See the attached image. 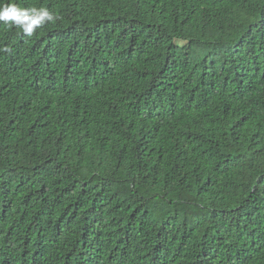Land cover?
Segmentation results:
<instances>
[{
	"label": "trees",
	"instance_id": "obj_1",
	"mask_svg": "<svg viewBox=\"0 0 264 264\" xmlns=\"http://www.w3.org/2000/svg\"><path fill=\"white\" fill-rule=\"evenodd\" d=\"M0 264H264V0H0Z\"/></svg>",
	"mask_w": 264,
	"mask_h": 264
},
{
	"label": "clouds",
	"instance_id": "obj_2",
	"mask_svg": "<svg viewBox=\"0 0 264 264\" xmlns=\"http://www.w3.org/2000/svg\"><path fill=\"white\" fill-rule=\"evenodd\" d=\"M58 18L44 8H20L14 3L0 6V22L15 25L27 36H31L38 27Z\"/></svg>",
	"mask_w": 264,
	"mask_h": 264
}]
</instances>
